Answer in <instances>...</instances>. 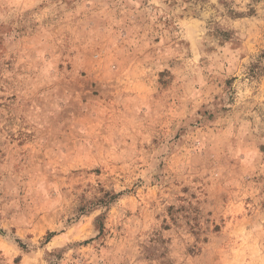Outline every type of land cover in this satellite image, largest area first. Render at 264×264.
I'll list each match as a JSON object with an SVG mask.
<instances>
[{"label":"rangeland","instance_id":"374dc122","mask_svg":"<svg viewBox=\"0 0 264 264\" xmlns=\"http://www.w3.org/2000/svg\"><path fill=\"white\" fill-rule=\"evenodd\" d=\"M0 264H264V0H0Z\"/></svg>","mask_w":264,"mask_h":264}]
</instances>
